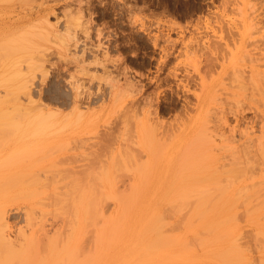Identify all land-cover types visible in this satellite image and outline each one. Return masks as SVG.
I'll return each mask as SVG.
<instances>
[{"label": "rangeland", "instance_id": "374dc122", "mask_svg": "<svg viewBox=\"0 0 264 264\" xmlns=\"http://www.w3.org/2000/svg\"><path fill=\"white\" fill-rule=\"evenodd\" d=\"M8 27L0 70L18 73L0 98L16 122L15 105L46 119L0 137V156L10 154L0 169L22 173L12 187L38 190L3 203L13 264H155L127 224L142 216L138 228L152 206L169 238L152 244L179 239L171 264H220L225 234L237 264H264V177L253 164L264 159V0H0V33ZM199 139L225 157L201 172L206 204L196 209ZM15 140L31 157L17 162ZM135 190L141 199L128 204ZM169 190L174 204L188 194L178 210L163 201ZM73 194L89 196V222L71 214ZM56 198L71 211H56ZM202 218L213 230L195 235Z\"/></svg>", "mask_w": 264, "mask_h": 264}, {"label": "bare ground", "instance_id": "6f19581e", "mask_svg": "<svg viewBox=\"0 0 264 264\" xmlns=\"http://www.w3.org/2000/svg\"><path fill=\"white\" fill-rule=\"evenodd\" d=\"M4 30H7V31H3V33H0V45H2L3 48H4V46H6L5 44L11 43V42H9V41H11V39H10L11 35L9 33V27L7 29H4ZM5 49H7V48L5 47ZM3 71H4L3 69L0 70V85L5 84V83H9L7 81V79H9L8 77H11L13 75H17L16 73H18L17 71H15L14 73H10V75L8 73L4 76ZM23 85H25L24 89H26V82L25 81H24ZM4 86L7 88L6 89L7 92H13V93L15 92V87L13 85L6 84ZM198 99H199L198 106L201 107V110L203 107H209L210 104L207 103V101H209V100H207V96L204 98V100H202L201 98H198ZM208 99H210V97H208ZM5 105H6V101L4 99L0 98V137L3 136V134L7 133L6 130L11 131L12 133H14L15 135H18V136H24V134L30 133L28 131V129H30L33 124L44 125L46 123V119L42 115L33 117L32 115H30L31 114L30 110L28 111L26 109H23V108L19 107L18 105H15L14 107H12V109L23 112L24 118L22 121L16 122L12 118V113L8 112L7 108H5ZM222 140H224V139H222ZM14 143L17 144L19 149L25 150V152H23L22 150L17 151V153H23L17 162H19L21 159H23V157L24 158L25 157H31L28 144L21 142L20 140H15ZM199 143H200V149L199 150L201 152V158L197 157L198 159L195 161L193 168L192 167L191 168L193 170L200 171V174L197 173L198 175L195 176L197 178L193 179L192 183L190 185L191 192H194L193 196L197 197L195 203L192 204L194 207H196V209L204 207V206H199V205H205L206 204V200L199 199V197L197 196V194H199V192H202L203 189L205 188L206 183H204V182L206 181V179H208V175L205 172H203V173H201V172L203 170H205L206 172L211 173L212 169L215 167L214 163L217 164L219 162V159H224V157H225L224 156V157L220 158L219 155L215 154V156L217 157L216 158V157H214V154L212 155L211 153H209L208 149L211 150L210 149L211 142L209 141V139H208V141H206V139H199ZM7 153L8 152H6L4 154V152H3L2 154H4V155L0 156V160H2L4 163H6L10 158L9 157L10 154H7ZM259 156L264 157V147L260 148ZM228 160H231V157L228 158ZM205 164H206V166H205ZM226 164L227 163H224L222 166L225 167ZM253 164H254V166H257L259 168L258 169L259 176L261 179H263L262 177H264V159H263V161H261L260 159L255 160L253 162ZM21 175H22V173L18 172V171H9L8 173H6L0 169V264H13V262L16 258V251H15L13 245L10 244L12 242L10 240H8L6 238V235H5V229L8 227V224H7L6 218H5V211L3 208V205H4L3 203H6V202L14 200V199H19V198H23L25 200L32 199L35 195L38 194V192H37L38 190L16 189V188L12 187V185L15 184L14 182L17 180L16 178L20 177ZM148 191H145V192H148ZM134 192H135V195L133 194L134 196L130 197L129 195L134 193ZM134 192H132V193L130 192V194L128 193V196L126 197V199H124V201L127 202L128 204H133L134 202H135V204L139 203V201L141 199V197H140L141 195L136 190ZM164 193H165V191H164ZM172 193H174V192L169 190V192L165 194V197H164L165 200H163V201L164 202L166 201V203L168 202V204L171 203V205H172V203L174 204V201L176 198L173 197L174 195ZM161 194H163V193H161ZM75 195L73 194V196L72 195L70 196L71 198L68 197V199H67L68 204H70L69 207L71 206L73 209V213H71V214H73L75 216L76 212L78 211L80 216H75L74 218L75 219L81 218L83 221L89 222L90 221L89 209H90V204H91L89 196L86 195V197L83 196V198H82V197H77ZM163 195L161 196L162 198H163ZM184 196H185L184 199L176 201L175 204H179V205L174 204V206L172 205V207L177 206L176 210H178L179 209L178 206H180V204H181V206L183 205L182 203L187 198L188 194H185ZM64 200L65 199H63V198L54 199V201H55L54 206L56 207V209H55L56 211H60V212L64 211V213L71 211V209H70V211L66 210L69 208L67 207V205H64ZM141 203H143V202H141ZM51 205L53 206L52 203H51ZM150 205H154V204H150ZM141 206H142V204H141ZM141 206L139 208L143 209L144 206L143 207H141ZM134 207L135 206H133L132 208H134ZM149 208H150V206H149ZM151 209L153 210V212H152V214L148 215L150 217V219H149V217H145V219L147 218L148 220L147 221L145 220V222L143 223L144 226H143V224H140L142 216L138 217V216H132L131 215L129 218L127 217V219H128L127 224L128 225L130 224L128 227L129 232L136 233L135 237L138 240H140L142 242L145 241L140 246H136L135 250H136V252L142 251L143 253H149L150 255H148V256L153 258V261L155 264H165V260H167V264H171V263H173V260L176 258V255L167 254L169 252L168 249L179 248L178 245L176 246V244H174L175 241H177L179 239L175 238L173 240V243L170 246L166 243H161L159 246H155L152 244L151 240H154L152 238V235H156L159 238H166V236L161 233V224L163 222L165 223V221H163V220H162L163 222H161V215L163 212L159 211V208L156 206H152ZM174 210H175V208H174ZM177 214H179V213L177 212ZM198 215L200 217H203L200 214H198ZM191 216L193 218H195L194 214ZM163 219L165 220L164 217H163ZM190 219H192V218H190ZM139 220H140L139 224L142 226L140 227V225H139L138 228L136 226H135L136 228H133L135 224L137 225ZM199 221H200L199 227H198V230L196 231L195 235H197L205 227H208L209 229L213 230L212 224H214V222L211 221L209 223V221H207L205 218H202ZM62 222H63V220H62ZM131 222H134L135 224L134 223L131 224ZM40 230L41 229H38V231H40ZM35 232H36V229L33 230V233H35ZM228 232L232 233V229L228 228ZM57 234H59V233H57ZM20 235H22L24 240H25V238L28 237V235L26 234L25 231H21ZM229 235L230 234L224 235V236H226V238H225V242H226L225 249H227V250L226 251H225V249L223 251L221 250L222 259L220 258V264H237V262H235V258L233 256V253L230 252L231 251V243H230ZM56 236L53 239H50V237H49V239L47 241V245L45 247V250H46L45 254L46 255L49 254L50 251H55L57 249L56 242L59 238H56ZM170 236H173V235L170 234ZM76 237H79V236L77 234L74 235L73 241H76ZM166 239H169V238H166ZM154 249H158V250H154ZM65 250H66V248L62 247L61 251H65ZM72 257H74V255Z\"/></svg>", "mask_w": 264, "mask_h": 264}]
</instances>
